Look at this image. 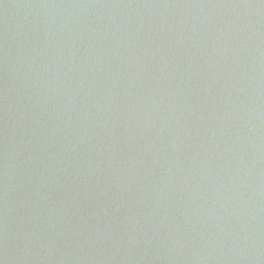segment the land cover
Masks as SVG:
<instances>
[{
	"label": "water",
	"instance_id": "obj_1",
	"mask_svg": "<svg viewBox=\"0 0 264 264\" xmlns=\"http://www.w3.org/2000/svg\"><path fill=\"white\" fill-rule=\"evenodd\" d=\"M0 264H264V0H0Z\"/></svg>",
	"mask_w": 264,
	"mask_h": 264
}]
</instances>
